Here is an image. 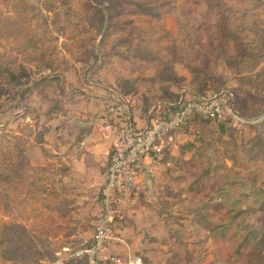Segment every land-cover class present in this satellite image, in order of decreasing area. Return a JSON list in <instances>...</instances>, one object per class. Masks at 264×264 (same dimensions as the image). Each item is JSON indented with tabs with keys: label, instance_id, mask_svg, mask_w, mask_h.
I'll return each mask as SVG.
<instances>
[{
	"label": "rangeland",
	"instance_id": "rangeland-1",
	"mask_svg": "<svg viewBox=\"0 0 264 264\" xmlns=\"http://www.w3.org/2000/svg\"><path fill=\"white\" fill-rule=\"evenodd\" d=\"M251 1L226 0L232 10L224 13L243 27L257 22L258 31L264 34V0ZM17 2L0 4V64L22 78L20 85L0 84V151L2 155L13 153L15 169L24 179L16 175L13 201L5 194L0 204V237L6 239L0 244V264H54L93 241L101 213V189L111 163L112 135L101 120L108 105L117 102V94L125 93L131 116L143 126L153 105L173 99L170 92L176 94L185 87L195 94L197 86L190 70L180 63L175 64L183 77L179 84L157 81L158 64L138 56L143 55L141 46L147 47L146 53L152 46L154 28L149 20H120L117 33L101 44L95 22L79 9L54 0H25L29 7L22 10ZM190 7L175 15H183ZM191 18L189 31L198 21L196 15ZM169 22L176 39L178 30L189 26L186 20L181 26L173 18ZM78 25H83L81 30ZM245 35L255 38L249 32ZM34 40L47 47L53 68L40 59L43 44ZM161 45L154 46V51L169 57L166 51L173 44L166 40ZM259 71L264 73V60L255 74ZM214 73L223 84L214 90L200 89L199 94L249 90L224 63ZM43 77L47 81H40ZM259 87L263 100L264 81ZM238 112L253 123L236 127L230 122L195 120L188 136L162 155L152 171L142 174L138 189L120 205L117 239L96 264H111L102 260L109 254L141 257L144 264H228L227 245L206 239V228L195 221L192 211L203 199L228 209L258 208L246 217L260 237L264 232V151L255 145L256 135L264 144V113ZM86 132L100 138L98 168L78 175L69 156ZM35 155L46 158L47 164L31 166L29 156ZM5 158L0 161L3 171ZM206 163L210 165L205 167ZM205 168L210 170L207 175ZM192 185L201 186L202 193L192 192ZM2 186L3 191L10 189ZM222 216L224 212L215 219ZM19 233L32 241L30 252H10L12 245H21L15 242ZM66 264L86 263L69 259Z\"/></svg>",
	"mask_w": 264,
	"mask_h": 264
},
{
	"label": "trees",
	"instance_id": "trees-1",
	"mask_svg": "<svg viewBox=\"0 0 264 264\" xmlns=\"http://www.w3.org/2000/svg\"><path fill=\"white\" fill-rule=\"evenodd\" d=\"M10 0H0V4ZM66 8L75 7L81 11L83 15L89 16L90 20L95 22L98 34L102 36L101 44L117 33L115 30L120 26L118 21L131 18L149 20L153 25L154 32L150 41L152 46H149V53H146V46H141L140 52L144 55H138L145 61H154L159 66L157 73V81L162 83L179 84L183 77L177 74L175 64L180 63L185 65L193 75L194 85L197 89H193L196 95L199 90H214L216 87L223 84L222 80L215 75V69L220 63H224L234 74L239 76L241 85H246L249 90L242 88L231 90L235 96V108L240 110L242 114L250 113L257 116L264 113V99H259L261 91L260 83L256 77L264 79L263 72H256L257 68L264 60V34L258 31V23H250V27L239 25L235 19L230 18L225 10H232L226 4V0H54ZM252 0L251 2H254ZM18 7L22 10H27L25 0H18ZM191 5L189 11H184L183 15H175V12L181 8ZM33 9V7H31ZM195 10H198L196 14ZM196 15L198 21L195 22L193 31H189L192 21L191 18ZM183 16V19L181 17ZM191 16V17H190ZM177 22V26H181L186 20L189 26L185 29V25L181 30H178L179 38L169 31L170 19ZM248 19H251L248 18ZM80 26V27H79ZM81 26L78 25L79 30ZM249 32L255 38H250L245 35ZM251 32V33H250ZM79 33L83 34L82 31ZM176 39V40H175ZM169 40L173 44L166 52L167 56H161L154 51V46H162L161 42ZM39 41V42H38ZM33 43H41V40H34ZM43 44V51L40 59L47 64V68H53V60L49 57L47 47ZM102 47V45H100ZM161 48V47H160ZM169 51V52H168ZM145 52V53H144ZM26 76V75H23ZM40 81H47L42 78ZM6 83L9 85L22 84V78L13 69L0 64V84ZM185 87H182V89ZM256 91L253 93V91ZM180 92L169 94L173 96L169 102H176L180 97ZM125 95V93H124ZM1 96V91H0ZM250 100H255V105H252ZM195 120H203L205 122L215 121L196 117ZM257 143L255 147L259 152L264 151L263 140L256 135ZM261 142V143H260ZM201 150V149H199ZM203 151V150H202ZM203 153L199 152V155ZM7 163L3 171L0 166V204L5 194L9 197V201H13L14 190L13 185L19 171L15 169L14 156L11 151L6 155H2L0 151V161ZM196 154L193 153V161L196 159ZM203 155L200 156V158ZM207 164V163H206ZM210 164L204 165L209 166ZM2 169V170H1ZM210 172L205 168L204 173L207 175ZM259 174L262 170L257 171ZM17 175V176H16ZM21 179H24L19 175ZM200 178V177H199ZM258 178V177H257ZM24 185L27 183L25 181ZM253 182H256L254 179ZM2 184L9 186L3 191ZM192 192L202 193V187L191 186ZM5 192V193H4ZM101 198V197H100ZM258 208L247 207L246 209H228L222 203H213L203 199V202L194 208L192 213L195 216L196 222H201L206 228V239H212L216 242H222L227 245L228 253L225 257L228 264H264V232L260 237H256L254 227L247 221V213L255 212ZM224 212V216L220 219H215L218 213ZM14 228V227H13ZM12 228V229H13ZM15 234V232H14ZM6 239L0 237V244H4ZM15 242H20L21 245H12L13 249H20L30 252L33 249L32 241L23 233L17 234ZM1 248V247H0ZM257 261H255L256 258ZM253 257V259H252ZM253 260V261H252ZM224 261V260H223ZM144 263V261H143ZM225 261L222 263L224 264Z\"/></svg>",
	"mask_w": 264,
	"mask_h": 264
},
{
	"label": "built area",
	"instance_id": "built-area-1",
	"mask_svg": "<svg viewBox=\"0 0 264 264\" xmlns=\"http://www.w3.org/2000/svg\"><path fill=\"white\" fill-rule=\"evenodd\" d=\"M115 99L117 102L109 104L101 115L103 128L112 135L113 143L93 241L73 251L68 258H58L54 264H66L69 259L96 264L99 256L108 252L117 239L115 226L121 203L138 189L142 174L146 170L152 171L162 155L188 136L194 118L230 122L236 127L253 123L239 114L235 108V96L228 90L214 95H196L183 88L176 102L153 105L143 126L131 116L126 96L117 94ZM118 111H122L123 118H116L120 116ZM103 258L111 264H144L141 257L131 255L109 254Z\"/></svg>",
	"mask_w": 264,
	"mask_h": 264
},
{
	"label": "crops",
	"instance_id": "crops-1",
	"mask_svg": "<svg viewBox=\"0 0 264 264\" xmlns=\"http://www.w3.org/2000/svg\"><path fill=\"white\" fill-rule=\"evenodd\" d=\"M84 135L85 137L81 140L76 149L71 150V156H69V158H71V165L75 167L78 175H80V172L84 173L91 169L98 168V164L96 163V152L100 146V144H98L100 138L94 133L89 134V132H86ZM109 154L111 156V152ZM29 157L31 158V166H44V164L46 165L48 162L46 158H41L42 156L40 155Z\"/></svg>",
	"mask_w": 264,
	"mask_h": 264
}]
</instances>
